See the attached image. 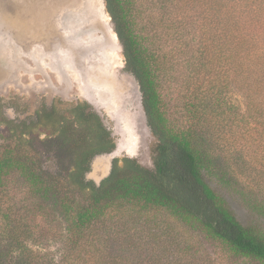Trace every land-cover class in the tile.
<instances>
[{
    "label": "trees",
    "instance_id": "1",
    "mask_svg": "<svg viewBox=\"0 0 264 264\" xmlns=\"http://www.w3.org/2000/svg\"><path fill=\"white\" fill-rule=\"evenodd\" d=\"M104 1L139 88L150 161L113 159L97 184L88 178L94 160L117 146L88 102L44 104L16 121L0 101L9 130L0 144V264H264L262 227L243 224L211 185L264 223V0ZM66 119L71 131L60 128ZM37 126L62 130L71 171L45 167ZM50 200L65 222L59 262L29 245L55 233Z\"/></svg>",
    "mask_w": 264,
    "mask_h": 264
},
{
    "label": "rangeland",
    "instance_id": "2",
    "mask_svg": "<svg viewBox=\"0 0 264 264\" xmlns=\"http://www.w3.org/2000/svg\"><path fill=\"white\" fill-rule=\"evenodd\" d=\"M124 67L123 46L104 0H0V101L5 116L26 120L44 104L63 110L69 104L88 102L117 146L112 154L94 160L88 178L97 184L109 174L113 159L137 157L145 165L150 161L153 139L140 108L139 88ZM234 99L243 104L240 95ZM69 123L66 119L60 128L71 131L63 128ZM62 130L37 126L32 134L45 167L58 173L71 171L74 162ZM8 135L0 121V144ZM211 185L243 224L257 223L264 230L262 220L238 199L216 182ZM46 205L50 231L55 233L37 235L29 245L45 259L59 262L65 247L63 236L57 234H63L65 222L52 200ZM196 236L208 253L219 254L218 244L202 234Z\"/></svg>",
    "mask_w": 264,
    "mask_h": 264
},
{
    "label": "water",
    "instance_id": "3",
    "mask_svg": "<svg viewBox=\"0 0 264 264\" xmlns=\"http://www.w3.org/2000/svg\"><path fill=\"white\" fill-rule=\"evenodd\" d=\"M110 169H111V167H110ZM108 176V175H107Z\"/></svg>",
    "mask_w": 264,
    "mask_h": 264
},
{
    "label": "flooded vegetation",
    "instance_id": "4",
    "mask_svg": "<svg viewBox=\"0 0 264 264\" xmlns=\"http://www.w3.org/2000/svg\"><path fill=\"white\" fill-rule=\"evenodd\" d=\"M124 69H125V67H124Z\"/></svg>",
    "mask_w": 264,
    "mask_h": 264
},
{
    "label": "bare ground",
    "instance_id": "5",
    "mask_svg": "<svg viewBox=\"0 0 264 264\" xmlns=\"http://www.w3.org/2000/svg\"><path fill=\"white\" fill-rule=\"evenodd\" d=\"M85 10V9H84Z\"/></svg>",
    "mask_w": 264,
    "mask_h": 264
}]
</instances>
